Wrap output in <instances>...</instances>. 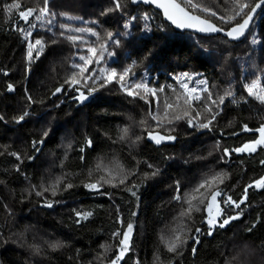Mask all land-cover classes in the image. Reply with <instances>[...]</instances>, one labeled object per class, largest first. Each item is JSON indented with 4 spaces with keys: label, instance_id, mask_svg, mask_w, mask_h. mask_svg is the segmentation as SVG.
Returning a JSON list of instances; mask_svg holds the SVG:
<instances>
[{
    "label": "trees",
    "instance_id": "1",
    "mask_svg": "<svg viewBox=\"0 0 264 264\" xmlns=\"http://www.w3.org/2000/svg\"><path fill=\"white\" fill-rule=\"evenodd\" d=\"M261 1L189 11L229 30ZM89 48L110 58L85 67ZM110 69L127 85H105ZM135 83L164 89L165 113L130 95ZM153 117L177 120L157 130ZM263 127L264 7L231 42L181 33L131 0H0V264H108L130 238L123 264H225L233 251L264 264V149L241 152ZM158 132L176 143H148ZM111 158L124 183L96 171ZM207 171L228 175L217 194L231 225L212 232L203 213L170 252L161 231Z\"/></svg>",
    "mask_w": 264,
    "mask_h": 264
},
{
    "label": "rangeland",
    "instance_id": "2",
    "mask_svg": "<svg viewBox=\"0 0 264 264\" xmlns=\"http://www.w3.org/2000/svg\"><path fill=\"white\" fill-rule=\"evenodd\" d=\"M177 1L186 9L194 13L202 12L203 15H210V13L207 11L204 12L200 7H214V5L205 3V1L207 2L210 0ZM211 1L215 2V0ZM245 8L243 9V13ZM78 34L81 35L80 32H78ZM89 52L91 53V58L89 59V62L84 63L85 67H89L97 62L99 63L106 61V59L110 58L109 52H106L105 49L101 51L97 48H89ZM105 75L107 76V78L103 80L105 85H111L113 83H116L117 85H127V83L129 82V75L125 74L118 76L115 70L112 69L107 70ZM128 89V93L130 95L148 101L151 100L155 105L154 107L156 108V110H159V113H165V108L160 107L161 103H166L164 92H162L164 89L160 90L155 87H149L148 85L142 83L130 84ZM145 94H147V96ZM169 102H171V100H169ZM176 120H166L162 117H153L152 121H154V124H152L151 128L163 130L166 129V123H172ZM205 122L206 123L193 121L190 123L192 127L191 129H193L195 133H202L204 131H207L209 130V127H211V124L210 121ZM95 169L96 171L100 172L101 175H103L102 180L107 179L106 183L109 186L114 185L116 181L124 183L128 178L122 166H119L114 158L104 159V161L99 160L98 163L95 164ZM227 179V173L207 171L206 173H200L198 177L191 182L192 185L185 191V194L178 198V205L174 210V216L172 221L170 222V225L166 226V228L161 231L160 237L162 240V244L166 250L170 252H177L182 251L187 247V244L192 239L194 233L198 232L196 223L199 216L205 213V209L210 199L213 196H217L218 198L222 199V196L218 195L217 191L224 184V182L227 181ZM95 186L98 185L96 184ZM231 206L229 201H223V207L225 208L227 213H231V211L234 210ZM252 256L253 255L251 253L248 254L247 252L241 253L240 251H233L228 256L229 260L226 261L225 264H255L256 260L254 257L252 258Z\"/></svg>",
    "mask_w": 264,
    "mask_h": 264
},
{
    "label": "water",
    "instance_id": "3",
    "mask_svg": "<svg viewBox=\"0 0 264 264\" xmlns=\"http://www.w3.org/2000/svg\"><path fill=\"white\" fill-rule=\"evenodd\" d=\"M134 7L144 6L153 8L155 11L162 14L166 23H169L177 31L184 33L190 32L202 37H217L223 36L231 42H242L251 32L252 27L264 7V0L259 2L251 11V13L238 25L231 27L229 30L220 28L213 22L206 20L198 15L193 14L186 9L177 0H131ZM257 139L251 143L245 144L242 149V156H252L264 149V127L256 131ZM147 142L156 146L162 147L174 145L176 141L161 133H151L147 136ZM229 157V155L227 154ZM90 191L99 193L98 186H91ZM217 199H211L207 207L206 224L210 225V229L227 228L231 225L230 222L220 224L219 214L220 206ZM131 247V238L127 243H122L118 250L117 257L109 264H123L128 255V248Z\"/></svg>",
    "mask_w": 264,
    "mask_h": 264
},
{
    "label": "flooded vegetation",
    "instance_id": "4",
    "mask_svg": "<svg viewBox=\"0 0 264 264\" xmlns=\"http://www.w3.org/2000/svg\"><path fill=\"white\" fill-rule=\"evenodd\" d=\"M253 135H255L256 136V138L255 139H257V134H256V132H254L253 133ZM262 150V149H261ZM217 199L218 200V205H217V207L218 206H220V214H219V222H220V224H225V223H227V222H229L228 220V217H226L227 216V212H226V210H225V208L223 207V202H222V199H220V198H218L217 196H213L211 199ZM210 199V200H211ZM210 202V201H209ZM209 202H208V205H209ZM208 205H207V207H208ZM207 207H206V209H205V218H204V220L206 221V219H207V213H206V210H207ZM206 224V223H205ZM206 226H207V228L210 230V231H215V230H212V229H210L209 227H210V225L209 224H206ZM217 229H219V228H217Z\"/></svg>",
    "mask_w": 264,
    "mask_h": 264
}]
</instances>
